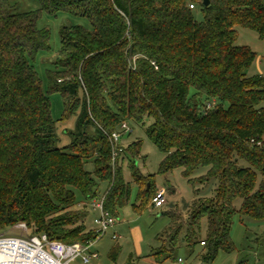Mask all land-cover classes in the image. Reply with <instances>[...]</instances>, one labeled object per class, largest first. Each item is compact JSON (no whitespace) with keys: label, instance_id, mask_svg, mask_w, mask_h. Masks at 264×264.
<instances>
[{"label":"trees","instance_id":"trees-1","mask_svg":"<svg viewBox=\"0 0 264 264\" xmlns=\"http://www.w3.org/2000/svg\"><path fill=\"white\" fill-rule=\"evenodd\" d=\"M38 1L47 14L88 19L92 30L61 28L51 61L48 91L61 94L64 120L76 116L70 144L60 147L49 97L32 66L50 50V32L38 29L39 12H17L0 0V233L22 223L51 241H95L87 204L105 182L104 208L117 218L131 196L126 163L139 188L135 210L151 206L157 190L152 182L147 188L150 179L134 161L141 142L119 143L113 161L109 136L132 122L164 155L161 174L181 170L191 185L218 180L215 198L193 199L185 222L166 213L178 221L173 240L185 224L192 245L205 218V258L231 252L237 213L264 221V150L250 143L264 139V74L248 75L257 54L236 43L238 27L264 43V0ZM202 166L209 173L192 178Z\"/></svg>","mask_w":264,"mask_h":264},{"label":"rangeland","instance_id":"rangeland-1","mask_svg":"<svg viewBox=\"0 0 264 264\" xmlns=\"http://www.w3.org/2000/svg\"><path fill=\"white\" fill-rule=\"evenodd\" d=\"M10 2L16 6L17 12H39L38 29H48L50 32V50L40 51L32 61V66L39 76L44 93L49 97L52 118L56 122L57 134L60 138V147L66 146L70 144L69 132L75 128L76 116H71L67 120L63 119V99L60 93H49L48 73L53 69L51 61L58 56L61 48L59 36L61 28L82 26L87 30H92L91 23L84 17L69 13L61 12L56 16L47 14L41 11L38 0H10ZM193 13L197 21H203L200 8L196 7ZM237 32V45L248 46L257 54L248 75L264 74V43L252 30L238 27ZM126 123L129 132L121 138L120 143L128 148L136 142H141L140 154L134 160L136 168L141 176L150 179L147 188L152 182L155 191L165 192L167 204L161 209L148 206L141 211H136L134 205L137 202L139 188L133 182L126 163L123 175L126 182L131 185L129 203L117 210L116 225L91 246L90 251L97 253L99 257L91 258L87 263L78 257L72 264H177L179 257L184 259V264H264V221L242 219L238 213L234 217L231 230L233 243L231 252L220 251L214 259L205 258L208 250L200 244L201 240L206 239L208 232V221L205 218L201 221L200 231L192 245L185 240L187 235L185 224L177 231L176 238L173 240L172 230L176 228L175 224L178 221L166 213L174 211L178 215L181 214L185 222L189 213V205L193 199L215 198L218 180L212 179L205 184L191 185L183 177L181 170L161 174L159 170L164 155L147 137L143 126L132 122ZM149 124L150 122L147 123ZM240 165L248 166L244 161H241ZM86 170L93 172V164L88 163ZM209 171L210 168L207 166L199 167L192 178H200L207 175ZM261 181L262 178L258 175V185ZM107 189V183H100L98 197L105 195ZM241 204V199L234 201L237 211ZM97 216V212L87 209V230H96L94 220ZM114 234L120 238L113 239ZM34 237H39V233L22 223L0 233V239H20L27 243Z\"/></svg>","mask_w":264,"mask_h":264},{"label":"built area","instance_id":"built-area-1","mask_svg":"<svg viewBox=\"0 0 264 264\" xmlns=\"http://www.w3.org/2000/svg\"><path fill=\"white\" fill-rule=\"evenodd\" d=\"M192 10L196 8L195 4H190L189 6ZM213 107V104H208L206 110H210ZM129 132L127 123H123L119 130L112 133L109 136L111 143L113 144V161L117 156V146L120 143V140ZM251 145L262 148L264 150V139L263 138H253L250 140ZM105 195L102 197H96L91 199L87 206L94 212L98 213V216L94 220L96 225V234L97 239L91 241L87 244L73 243V244H64L59 241H51L47 238L46 235L39 237H34L27 243L28 246L38 250L41 253L49 256L54 264H72V262L80 257L84 263L89 262L91 258H98L97 253H92L90 251L91 246L94 242L101 239L109 229L114 227L117 223V218L113 217L109 212L104 208ZM151 206L156 209H161L167 204L166 194L163 190H158L155 196L152 199ZM120 236L114 234L113 239H119ZM204 243H202L203 245ZM177 264H184V259L179 257L177 259Z\"/></svg>","mask_w":264,"mask_h":264},{"label":"bare ground","instance_id":"bare-ground-1","mask_svg":"<svg viewBox=\"0 0 264 264\" xmlns=\"http://www.w3.org/2000/svg\"><path fill=\"white\" fill-rule=\"evenodd\" d=\"M0 264H54L44 253L20 239H0Z\"/></svg>","mask_w":264,"mask_h":264},{"label":"water","instance_id":"water-1","mask_svg":"<svg viewBox=\"0 0 264 264\" xmlns=\"http://www.w3.org/2000/svg\"><path fill=\"white\" fill-rule=\"evenodd\" d=\"M204 4H205L206 6H208V4H209V3H208V0H205V1H204ZM148 187H149V185H148Z\"/></svg>","mask_w":264,"mask_h":264}]
</instances>
